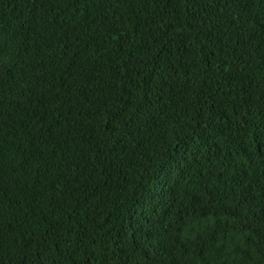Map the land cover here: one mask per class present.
Returning <instances> with one entry per match:
<instances>
[{
    "label": "trees",
    "instance_id": "16d2710c",
    "mask_svg": "<svg viewBox=\"0 0 264 264\" xmlns=\"http://www.w3.org/2000/svg\"><path fill=\"white\" fill-rule=\"evenodd\" d=\"M0 264H264V0H0Z\"/></svg>",
    "mask_w": 264,
    "mask_h": 264
}]
</instances>
